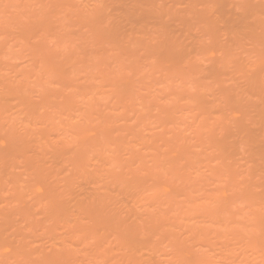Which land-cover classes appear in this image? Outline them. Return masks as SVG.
<instances>
[{
    "label": "rangeland",
    "instance_id": "obj_1",
    "mask_svg": "<svg viewBox=\"0 0 264 264\" xmlns=\"http://www.w3.org/2000/svg\"><path fill=\"white\" fill-rule=\"evenodd\" d=\"M0 264H264V0H0Z\"/></svg>",
    "mask_w": 264,
    "mask_h": 264
}]
</instances>
